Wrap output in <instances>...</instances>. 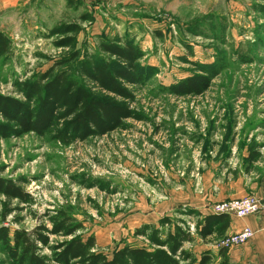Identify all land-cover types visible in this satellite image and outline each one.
<instances>
[{
    "label": "rangeland",
    "instance_id": "obj_1",
    "mask_svg": "<svg viewBox=\"0 0 264 264\" xmlns=\"http://www.w3.org/2000/svg\"><path fill=\"white\" fill-rule=\"evenodd\" d=\"M35 2L0 8V32L14 45L0 59V93H13L17 79L78 53L60 67L76 73L82 59L116 36L140 45L142 64L154 74L136 87L143 120L130 119L125 129L69 146L50 135L0 137V176L21 181L34 197L4 220L0 196V227L50 226L47 212L64 210L82 224L85 240L93 236L111 254L127 244L148 245L135 235L144 224L169 216L195 231L215 205L257 197L240 191L249 178H264V15L253 9L264 0H66L48 17ZM211 74L200 95L169 92L186 77ZM227 236L194 233L185 248L214 264L205 249H220ZM0 264H12L1 244Z\"/></svg>",
    "mask_w": 264,
    "mask_h": 264
},
{
    "label": "trees",
    "instance_id": "obj_2",
    "mask_svg": "<svg viewBox=\"0 0 264 264\" xmlns=\"http://www.w3.org/2000/svg\"><path fill=\"white\" fill-rule=\"evenodd\" d=\"M253 9L264 15V5H253ZM13 51L12 39L0 32V59ZM145 55L132 39L116 36L102 41L98 53L82 59L76 73L71 66L60 67L75 60L78 53L33 78L17 79L13 93H0V137L50 135L69 146L125 129L130 119L143 120L135 107L136 87L146 85L154 74L152 66L142 64ZM193 65L207 73L201 63ZM214 75L186 77L171 85L169 92L180 96L200 95L210 86ZM0 196L6 198L4 220L34 202L21 181L1 176ZM14 200L18 204L12 206ZM46 220L50 226L42 223L28 231L17 228L12 232L9 226L0 227V244L12 264H210L208 255L198 260L185 245L194 241V233L203 239L216 231L224 235L231 216L204 215L196 222L195 231L182 219L173 221L166 216L159 225L144 224L136 229L135 235L143 237L148 245L127 244L111 254L100 251L93 236L85 240L79 234L82 224L66 211H48ZM52 236L62 239L54 241ZM45 248L50 253H45ZM221 264H228L227 259Z\"/></svg>",
    "mask_w": 264,
    "mask_h": 264
},
{
    "label": "crops",
    "instance_id": "obj_3",
    "mask_svg": "<svg viewBox=\"0 0 264 264\" xmlns=\"http://www.w3.org/2000/svg\"><path fill=\"white\" fill-rule=\"evenodd\" d=\"M33 1H36L37 8L38 4H41V12L47 17L50 12L60 10L66 3V0H0V8L8 7V2L13 8L22 4L24 8H27ZM27 11L29 13L32 10L28 8ZM240 193L242 195H256L264 206V178L258 180L249 178V182L243 185ZM245 227H250L255 231V235L246 243L229 249H205L212 250L211 256H214V264H221L225 259H227L228 264H264V208L258 213L243 218L231 216L230 226L224 235L236 233ZM197 250L199 249H191L194 254L197 253ZM195 256L200 260L201 257Z\"/></svg>",
    "mask_w": 264,
    "mask_h": 264
},
{
    "label": "built area",
    "instance_id": "obj_4",
    "mask_svg": "<svg viewBox=\"0 0 264 264\" xmlns=\"http://www.w3.org/2000/svg\"><path fill=\"white\" fill-rule=\"evenodd\" d=\"M264 208L258 197H247L238 199H229L221 204L215 205L214 214H226L229 216L246 217L260 212ZM255 235V231L250 227H245L240 231L228 235L220 242L221 248H232L246 243Z\"/></svg>",
    "mask_w": 264,
    "mask_h": 264
}]
</instances>
